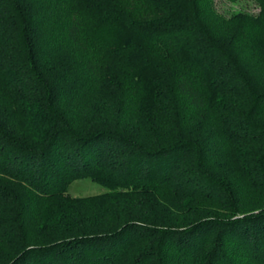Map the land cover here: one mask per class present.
<instances>
[{"label":"trees","instance_id":"16d2710c","mask_svg":"<svg viewBox=\"0 0 264 264\" xmlns=\"http://www.w3.org/2000/svg\"><path fill=\"white\" fill-rule=\"evenodd\" d=\"M253 1L258 13L229 16L215 0H0V264H264V208L252 206L264 197V154L245 153L237 181L217 179L191 137L156 150L111 131L79 137L58 108H81L121 83L113 74L100 84L96 60L125 52L128 63L138 56L147 68L173 69L185 117L211 110L234 153L264 143V0ZM29 4L39 5L41 23L32 24ZM62 49L78 56L70 78L38 81L47 51ZM135 66L145 88L138 96L127 86V111L158 99V68ZM192 151L199 164L183 171ZM81 178L118 190L70 197ZM130 195L150 222L101 231L120 220L111 201ZM197 203L210 217L175 224L199 213Z\"/></svg>","mask_w":264,"mask_h":264},{"label":"rangeland","instance_id":"374dc122","mask_svg":"<svg viewBox=\"0 0 264 264\" xmlns=\"http://www.w3.org/2000/svg\"><path fill=\"white\" fill-rule=\"evenodd\" d=\"M215 4L218 12L227 13L229 16L238 12L256 14L259 11V8L253 0H215ZM29 8L32 16V24L41 23L44 17L39 13V5L35 4L31 6L29 4ZM44 31L38 33V38H45L47 32L45 33ZM41 45H43V43H41ZM37 50L41 51L40 55L45 51L44 47ZM47 52L49 53L47 54L46 60L47 67H42L43 70H39L41 74H39V78L36 77L37 80L42 83L45 82L46 85H48L47 81L49 78L57 79L61 77V80H68L70 78V72L74 70L75 65L78 64V56L76 57L73 52L64 49ZM121 54H123V56L126 55L125 52L118 54L113 52L103 54L101 52L99 60H96V79H98L97 81L100 84H105L104 82L108 81V78L113 76V74H115V79L121 83H112L108 89L107 86H105V90L97 89L89 94V96H86L85 101H82L80 98V100L84 102L82 106L80 104L81 108L76 106L74 108V106L71 105V103L68 104V102L60 103V107L58 108L63 118L67 120V123H71L72 121L75 122L70 126L77 131V136L81 137L102 131H111L121 138L139 142L150 150H156L162 146L168 145V143L175 142L177 137H191L198 143V150L200 151L202 149L203 152H205L203 158L204 160L207 159L209 163V168L206 167L207 173L217 179L225 178L227 180L238 179L239 169L242 170L241 163L244 160L245 153H248L249 157L256 158L264 154V143L255 144L254 146L253 144L248 145V147L238 149V153H234L233 147L226 145L225 142L222 141V132L219 131L220 129L215 122L216 120L213 119L214 115L211 110H209V112H198L189 115V117L187 116L188 118L185 117L180 102L176 99L175 94L172 93L173 82L171 75L173 69L166 68L164 62H157L155 65L148 66L147 68L144 64L145 61L138 59V56L133 57L131 54V60L128 63L126 60L119 58ZM117 58L119 60H117ZM136 62L141 63L140 69L142 74L145 70L158 68V79H156V84H154L156 87L152 90L154 93L153 95H158V99H156L157 101H154V103L153 101L144 103L140 109H129L127 111L124 109L127 86H131L138 96H140L145 88V84L143 86L141 80L139 82V80L135 78L136 73H134V69L136 67ZM18 65H20L19 62ZM127 69H129V71H127ZM120 72L123 75H121ZM29 80H31L33 84V79L30 78ZM107 90H109L111 94L108 95L106 92ZM21 91L22 93L27 92V90ZM6 101L5 99H0V114H2V110H4L2 108ZM88 101L91 102V105L86 104ZM70 102H72V100ZM73 115L76 116V121L71 117ZM259 122L260 121H258V123ZM191 130H193L191 133L195 132L196 136L189 133ZM199 155V152L194 151L187 153L184 161L185 167L182 170L184 171L198 165L199 163L196 159L199 158ZM235 160L240 161V167H234L233 161ZM117 190L118 189L109 191V189L94 182L91 178L74 180L68 186L70 197L81 199L106 193H115ZM114 195L112 196L117 197V199H121L122 197L120 196H123V194L118 196H116V194ZM114 197H109L107 199ZM134 198L135 197L131 195L130 197H125L121 200L123 203L117 202L118 200L116 202L111 201L112 204L114 203L113 207L117 210L113 211V213L119 212L122 208L123 211L121 214L117 213V215L119 214L118 216L121 215V217L116 226L109 222V224L106 223V225H103L101 231H114L121 224L129 221L150 222L146 217H142V215H145L144 209L141 211V209L137 207L138 203ZM253 200L252 206L254 208H264V197ZM193 206L198 207L201 212L199 211V213H196L186 222L180 218L175 224L179 223L181 226L185 224V226H189L193 222H198V220L210 217V214L204 211L209 206L198 203L196 205L193 204ZM85 208L90 209L87 215L88 218H92L93 214L91 208L88 206ZM181 216L183 215H179L176 218ZM185 229H187V227L181 230Z\"/></svg>","mask_w":264,"mask_h":264}]
</instances>
